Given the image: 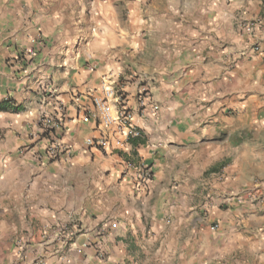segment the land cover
<instances>
[{
  "label": "crops",
  "instance_id": "1",
  "mask_svg": "<svg viewBox=\"0 0 264 264\" xmlns=\"http://www.w3.org/2000/svg\"><path fill=\"white\" fill-rule=\"evenodd\" d=\"M7 101L0 264H264V0H0Z\"/></svg>",
  "mask_w": 264,
  "mask_h": 264
},
{
  "label": "built area",
  "instance_id": "2",
  "mask_svg": "<svg viewBox=\"0 0 264 264\" xmlns=\"http://www.w3.org/2000/svg\"><path fill=\"white\" fill-rule=\"evenodd\" d=\"M253 53H259L260 47L258 45L253 46ZM116 99V93L109 85L103 84L102 94L93 98V105L95 108L94 118L97 119L100 126L103 128L117 127L118 130H126L127 135L130 138L140 137V132L130 126V116L125 111H115L112 102ZM61 122L53 119L51 116L43 114L40 120L41 133L44 139L47 141L40 160L45 162H52L57 160L61 154H68V150L62 149L55 143V132L61 129ZM102 142V141H101ZM100 142V145L103 143ZM93 145V142H89ZM138 171L137 187H146L151 182V173L148 170L142 169L136 166Z\"/></svg>",
  "mask_w": 264,
  "mask_h": 264
},
{
  "label": "trees",
  "instance_id": "3",
  "mask_svg": "<svg viewBox=\"0 0 264 264\" xmlns=\"http://www.w3.org/2000/svg\"><path fill=\"white\" fill-rule=\"evenodd\" d=\"M11 110H13L15 112H18L19 111V109H13V107L11 106V102H9V101L3 102V103L0 104V113L9 112ZM129 143L134 148H137L138 146L143 145L145 143V141L141 137H137V138H130L129 139ZM118 154L128 160V155H125L122 152H120Z\"/></svg>",
  "mask_w": 264,
  "mask_h": 264
}]
</instances>
